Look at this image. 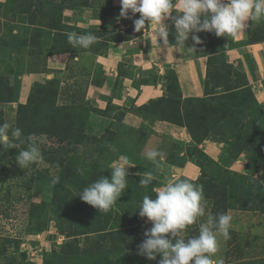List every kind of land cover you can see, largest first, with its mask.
I'll use <instances>...</instances> for the list:
<instances>
[{"label": "trees", "instance_id": "trees-1", "mask_svg": "<svg viewBox=\"0 0 264 264\" xmlns=\"http://www.w3.org/2000/svg\"><path fill=\"white\" fill-rule=\"evenodd\" d=\"M175 14L174 10L172 15ZM197 35L201 40L198 52L208 54L205 97L182 100L176 73L169 70L165 76V95L148 104L131 107V110L146 121L166 120L186 126L193 139L192 145L188 147L189 157L196 152L198 144L210 139L224 143L226 155L233 156L234 160L243 152H250L245 168L256 170L264 166V110L246 77L228 62L226 51L232 46L233 36L217 37L209 32H200ZM3 49L0 42V104L18 101L20 75L24 72L50 71L46 67L43 70L37 67L32 45L27 48L25 46V54L21 53L23 56L20 57L12 55L11 51L7 58ZM18 64H21L19 68ZM3 66H7V69ZM73 73L71 72L73 83H69L64 90L61 89L65 97L72 96L70 100L66 98L64 102H58L61 95L60 80L54 77L36 81L27 101L17 104L12 126L23 130L26 143L17 149L0 146V183L7 182L17 175L16 155L27 147V137H48L55 142L51 148L54 152V163L58 162L61 166L59 179L54 183L51 199L46 201L42 198L40 202H33L30 208L32 231H42L50 221H54L59 233L66 238L47 253L48 264H159L160 256L155 260H149L138 254V246L146 238L144 232L150 229L144 218L140 217L138 208L145 195L155 198V190L159 186L156 179L144 187L139 184L142 174L129 173L128 188L107 212H99L78 196L85 187L101 176L111 177L110 166L115 159L112 156L99 167H92L93 170L92 168L86 170L89 167L83 165L73 166L71 162L73 158H81L80 150L85 149L109 155L111 140L106 133L99 138L88 135L87 123L92 112L110 116L111 109L117 107L110 103L106 110L92 108L85 100L84 90L81 93V100H78L75 95H78L79 88H75L79 82ZM147 74L150 73L145 72L144 75ZM151 81L155 82L156 77L142 79L144 83ZM122 116L123 112L119 111L116 118L121 119ZM197 153L199 156L196 162L202 167V173L198 179L189 180L195 183L202 181L211 175L212 167L216 168L214 176L218 180L216 186L208 185L210 192L204 197L206 208L214 216L218 213H228L229 209L235 208L229 200L228 193L236 188L247 187L238 181V176L243 178L245 174H238L228 167H222L219 162L213 161L200 151ZM46 154L48 153L44 152L42 155ZM120 155L122 153L118 154ZM64 156L68 159L67 163ZM201 158L205 161H201ZM79 169L84 170L83 175ZM17 171L20 173L26 170L20 167ZM253 181L256 179L253 178L251 182ZM258 184V198H261L264 196V185ZM215 188L218 190L216 194H223L220 199L218 196L217 198L215 195L211 196V189ZM253 206L246 203L238 207L250 210L255 209ZM261 212L264 213V208ZM199 219L185 230L189 236L198 234ZM12 241L8 237L0 236V264H35L29 259L28 254L20 249L18 243L11 246ZM229 264H264V259Z\"/></svg>", "mask_w": 264, "mask_h": 264}, {"label": "crops", "instance_id": "crops-1", "mask_svg": "<svg viewBox=\"0 0 264 264\" xmlns=\"http://www.w3.org/2000/svg\"><path fill=\"white\" fill-rule=\"evenodd\" d=\"M24 1L29 4L26 10L21 12L22 6L17 10L21 15L30 14V20L15 22L19 25L13 33L20 44L18 54L23 56L24 47L32 45L37 67L50 71L21 74L20 99L30 94L36 81L58 78V73L69 81L72 69L78 68L74 75L85 91V100L99 110H106L110 103L117 107L105 118L129 131L122 155L134 164L135 173L152 170L156 173L155 179L162 181L160 188L181 177L198 179L202 173V167L196 162L198 151L221 163L226 155L224 143L204 140L189 157L188 147L193 139L186 126L166 120L146 121L131 110V107L148 104L165 95V76L169 70L176 73L182 100L205 97L208 54L198 52V44L191 37L185 47L177 48L174 24L167 20L164 22L169 24V44H158L154 25L146 22L144 30H134L133 20L139 18V13L132 16L129 12L131 19L120 17V0H83L82 3H74L75 0H0V25L4 26V21L13 15L9 5ZM246 23L250 27L233 36L226 54L234 69L246 77L264 110V20ZM2 30L3 27L1 33ZM70 32L92 33L98 40L88 49L71 48L67 40ZM145 72L150 74L144 75ZM144 77H156V81L144 83ZM119 111L123 112L121 119L116 118ZM150 150L163 153L159 171L146 158ZM238 164L243 166L245 162L239 160ZM233 169L241 170L236 165ZM238 212L239 217L246 216L241 214L244 211ZM249 212L252 211L245 213Z\"/></svg>", "mask_w": 264, "mask_h": 264}, {"label": "clouds", "instance_id": "clouds-1", "mask_svg": "<svg viewBox=\"0 0 264 264\" xmlns=\"http://www.w3.org/2000/svg\"><path fill=\"white\" fill-rule=\"evenodd\" d=\"M120 4L121 18L131 19L136 13L140 14L133 20L136 32L144 30L146 22L155 26L160 45L169 44V24L164 21L170 20L174 24L177 48L185 47L190 37L195 44H200V37L196 35L200 32L214 33L217 37L236 36L250 27L247 21L264 20V0H120ZM173 10L175 15H172ZM67 40L74 48L88 49L98 37L92 33L70 32ZM25 143L20 127L0 124V146L17 149ZM146 158L160 170L164 158L161 151L150 150ZM42 159L39 144L32 141L31 136L27 137V147L16 155L18 165L24 169ZM132 166L127 156H119L110 166L111 177L101 176L93 181L80 192L79 198L99 212L111 210L128 188V169ZM78 171L84 174L83 169ZM58 179L53 178L52 183H57ZM154 179V172L148 171L142 174L139 184L146 187ZM155 192V198L145 195L138 208L140 217L152 222V227L144 232L146 238L138 246V254L149 260L160 256L159 264H224L223 259L213 257L219 251L218 236L230 238L231 215L208 214L206 221L199 224L198 234L184 235L188 226L206 215L203 185L187 178L170 180Z\"/></svg>", "mask_w": 264, "mask_h": 264}, {"label": "rangeland", "instance_id": "rangeland-1", "mask_svg": "<svg viewBox=\"0 0 264 264\" xmlns=\"http://www.w3.org/2000/svg\"><path fill=\"white\" fill-rule=\"evenodd\" d=\"M82 2L83 0H75L74 3ZM68 3L70 5L73 4L71 1ZM26 4L29 6L25 1L22 2V4L16 2H14V4L13 2L10 5L8 4L13 15L9 16L8 21H4V26L0 25V42L2 49L4 48L3 51H5V57L7 56V58L8 53L11 51H13L12 55L20 57V55H18L20 44L14 38L13 33L14 30L19 27L18 24H15L16 21L27 22L30 20V14L29 16L21 15L19 13L20 10H17L22 6L24 9L21 12L25 11ZM2 13L6 15L5 12ZM17 13H19L18 16ZM2 27L3 30L1 33ZM3 45H5V47ZM20 66L21 64H18L17 67L19 68ZM3 68L7 69V66H3ZM77 70L78 68L72 69V72H74L73 74H75ZM58 79L60 80V90H64L69 83H73L74 81V78L71 76L69 77V81H66V79H64L59 73ZM76 79L78 80L77 77ZM76 87L77 88L75 89L79 88V90L77 91L78 95H75V97H77L78 100H81L83 88L81 86L79 87V85H76ZM62 90L58 102H64L67 99L70 100L72 96L65 97L62 94ZM27 96H29V94L26 95V97ZM26 97L20 99L19 91L17 102L0 104V124H2V122L9 123L10 125L14 123L17 104L19 102H26ZM105 117L107 116L100 114V112H92L87 123L89 128L87 133L91 137L97 138L102 137V135L106 133L109 140H111L110 149H108V152H110L109 155H107V153L99 154L93 152L92 149L80 150L82 152V157L77 159L73 158L71 165H83L89 167L86 170H90L92 167L97 168L103 163L109 161L111 156L115 158L113 160L115 161L118 159L119 153H124L125 139L129 134V131L121 126L114 125ZM32 141L39 144L42 154L44 152L48 154L45 156L43 155L41 161L24 168L26 170L24 172L19 173L17 171V168H20V166L16 163L15 169L17 175H15L14 178H10L7 182L0 183V236L12 239L11 246L18 243L20 249L25 251L28 254L29 259L35 264H48L47 253H49L55 245L61 244L66 238L59 233L54 221H50L47 227L42 231H32L30 208L33 202H40L42 198L46 201L51 199L54 186L52 180L53 178L59 177L58 175L60 174L61 166L58 162L54 163V152H52L53 148H51L53 147L52 145H55L53 140L48 137H34L32 138ZM232 150L237 151V149ZM252 153H254V151H252ZM250 155L251 153L248 151L243 152L236 160H234L231 155H225L220 163L222 167H228V169L237 171L238 174H245L243 178H239L238 176V181L241 184L243 183L242 185L247 186L240 189L236 188L228 193L230 202L235 205V208L229 209L227 213L229 214L231 211L229 215L233 217L231 228L229 229L230 238L225 239L222 235L218 236L219 251L213 257L214 259H223L224 264L243 260L264 259V215H262L261 212V209L264 208V196L258 198V183L264 185V166L257 168L256 170H247L245 167ZM64 160L67 163L68 159L65 158V156ZM239 160H241L242 163L245 162V164L243 166L242 164H238ZM235 165L236 168H241V170L233 169ZM253 167H255V165ZM215 169L212 167L211 175L208 178L197 182V184L203 185L204 197L207 192H210L208 185L216 186V181L218 179L215 177ZM134 171V166L129 167V173L136 174ZM253 178L256 179V181L251 182ZM157 181L158 183H162L161 180ZM158 188L159 187H157V189ZM217 192V188L211 189V196L215 195V198L218 196L220 199L223 194H216ZM246 203L254 205L253 207L255 209H239L238 206H242ZM258 208L261 209L258 210ZM238 210L244 211V213L241 214H245L246 216L239 217L237 215V213H239ZM246 211L252 212L245 213ZM208 214H211V212L206 208V215L205 217H200L199 224L206 221ZM144 221L150 228L152 227V222L146 217H144ZM184 235L186 237L188 236L186 232Z\"/></svg>", "mask_w": 264, "mask_h": 264}]
</instances>
